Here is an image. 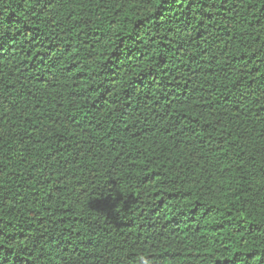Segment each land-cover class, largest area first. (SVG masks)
<instances>
[{"label": "trees", "instance_id": "trees-1", "mask_svg": "<svg viewBox=\"0 0 264 264\" xmlns=\"http://www.w3.org/2000/svg\"><path fill=\"white\" fill-rule=\"evenodd\" d=\"M0 264H264V0H0Z\"/></svg>", "mask_w": 264, "mask_h": 264}]
</instances>
